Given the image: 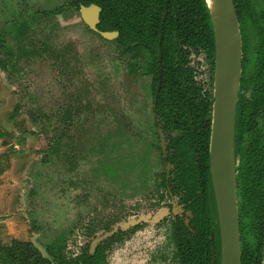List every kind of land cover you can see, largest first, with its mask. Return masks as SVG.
Returning a JSON list of instances; mask_svg holds the SVG:
<instances>
[{"label": "rangeland", "instance_id": "374dc122", "mask_svg": "<svg viewBox=\"0 0 264 264\" xmlns=\"http://www.w3.org/2000/svg\"><path fill=\"white\" fill-rule=\"evenodd\" d=\"M67 3L0 0V29L29 31V53L0 57V242L68 259L114 230L99 244L105 264H177L147 58L119 59ZM54 7L62 13L49 14ZM140 218L149 221L127 230Z\"/></svg>", "mask_w": 264, "mask_h": 264}, {"label": "trees", "instance_id": "16d2710c", "mask_svg": "<svg viewBox=\"0 0 264 264\" xmlns=\"http://www.w3.org/2000/svg\"><path fill=\"white\" fill-rule=\"evenodd\" d=\"M237 20L248 12L245 0H233ZM95 5L101 9V32L116 31L115 43L121 54H147L146 73L151 77L152 95L157 114L169 134V149L176 181L187 192L193 213L192 233L182 225L173 232L175 257L180 264H220L218 226L211 187L208 161V137L212 112V96L203 93L194 73L202 53L209 65L210 83L214 68V38L205 0H68L67 6L76 12L80 7ZM65 15L70 13L64 11ZM61 9L49 12L60 15ZM254 23V18H251ZM25 24H13L8 31L0 29V57L17 59L27 54L23 45L28 37ZM263 36V35H262ZM8 38V40H7ZM15 46V52L9 42ZM12 44V45H13ZM194 53V55H192ZM196 53V54H195ZM158 55L160 56L158 60ZM194 58V60L190 58ZM62 59V53L54 56ZM191 61L194 65L191 66ZM160 62V67H158ZM201 68H204L203 66ZM0 69L5 62L0 59ZM241 85V80H240ZM235 118V155L237 157V196L241 223V264H262L264 250V130L257 129L255 111L246 107L240 95ZM0 157V175L3 160ZM161 186L163 182L161 181ZM213 239H210V236ZM215 245L214 260L211 245ZM0 264H105L101 246L93 253L84 249L77 256L65 258L52 254L45 258L30 242H0Z\"/></svg>", "mask_w": 264, "mask_h": 264}, {"label": "water", "instance_id": "95a60500", "mask_svg": "<svg viewBox=\"0 0 264 264\" xmlns=\"http://www.w3.org/2000/svg\"><path fill=\"white\" fill-rule=\"evenodd\" d=\"M213 12L209 6L214 38V84L211 130L209 139V169L220 233V264H241L240 236L236 201V161L234 156L235 118L241 80L242 43L233 0H217ZM101 10L90 5L79 9L84 25L104 40H112L117 33L97 30ZM161 218V214L154 217ZM148 218L129 221L125 227ZM123 228V227H120ZM114 230L95 238L96 245L114 234ZM264 264V250L263 260Z\"/></svg>", "mask_w": 264, "mask_h": 264}, {"label": "flooded vegetation", "instance_id": "af4514ba", "mask_svg": "<svg viewBox=\"0 0 264 264\" xmlns=\"http://www.w3.org/2000/svg\"><path fill=\"white\" fill-rule=\"evenodd\" d=\"M245 2H247L249 5L247 16H245V18H243L241 21H238L240 36H241V43H242L240 95L242 96L246 107L252 108V110L255 111L253 115L254 116L253 119L255 121L256 128L264 130V0H261V3L263 5V10H260V11H257L255 9L253 5L254 4L253 0H245ZM77 12L79 14V10ZM100 16H101V13H100ZM251 18H254V23L251 20ZM99 24H100V17H99ZM99 24L97 25L98 31H99L98 29ZM87 31L94 36L100 37L98 34L91 32L88 28H87ZM114 32L117 33V37L112 40H109V41L105 40V41L111 44L117 45L115 41L119 37V34L116 31H110V33H114ZM102 33H106V32H102ZM117 47L119 48L118 45ZM121 51L123 50L120 49L119 51V55H120L119 59H122V57L125 55V54H121ZM143 54L146 56V58L148 57L145 51L140 52V55L138 57L134 55L132 56L134 58H139L143 56ZM128 55H131V54H128ZM192 55H194V53ZM196 56L197 57H194V58L197 62L200 63V66L199 67L196 66V70L194 71V73L197 74V77L195 80L197 83H199V85L203 87L202 89L203 93L211 94L212 101H213L214 68H213V73H212L213 75L212 82L210 83L209 65L208 64L205 65V61L203 58L204 55L202 53H199V54H196ZM159 58L160 56L158 55V60ZM194 58L192 57L190 59L194 60ZM147 64H148V61L145 65L146 66L145 76L150 78V84L152 87L151 77L147 75L146 73ZM193 65H194V61H191V66ZM202 66L204 68H201ZM158 67H160V62H158ZM151 87H150V92H151L150 94L152 97L151 106H152V113L154 117L153 124L155 126L154 129L156 133V138L158 140L157 142L159 143L160 148L158 147V143L156 147L158 151L160 150L159 152H160L161 163H162V171L159 173L158 176L161 178V181L164 184L162 187L168 190V193L170 194V196H173L174 203L172 204L173 205L175 204L174 207L170 210L171 211L170 215L173 218L172 232H174L176 229H180L183 226L189 233H192L191 221L193 220L194 216H193L192 211L189 209L191 201L184 187L180 185V181H176L177 175L174 173L173 166L169 162V158L171 156V150L169 149V141H170V138H174L176 136V132L169 134L166 130H164L163 122L161 121V119L159 118L157 114ZM212 106H213V102H212ZM211 116H212V112H211ZM210 130H211V122H210ZM210 130H209V137H208V161H209ZM159 136H161L160 140L158 139ZM234 156H235L236 168H237L238 163H237V157L235 155V144H234ZM236 168H235V174L237 178ZM165 169H168V171H165ZM209 174H210V169H209ZM211 187H212V182H211ZM212 191H213V188H212ZM213 198H214V193H213ZM236 201H237L240 251H241V223H240V217H239V206H238L239 198L237 196V185H236ZM214 203H215V200H214ZM169 208H171V204L169 205ZM215 210H216V206H215ZM163 216H164L163 213H161V217ZM216 219H217V226H218L217 212H216ZM142 223H147V222H138V223L132 224L130 226H127L128 227L127 230L130 228H132V230H136L139 228V226ZM118 224L119 223H116L114 227H116ZM210 239H213L212 235L210 236ZM217 240H218L217 244L219 247L218 254H219V258H221L219 227H218V239ZM99 244L97 246H99ZM173 247H174V253H173L174 258L176 259L177 264H180L177 258L175 257L177 248H176L174 240H173ZM211 251H212V256H213L212 259L214 260L215 258L214 253L216 251L214 244L211 245ZM89 252H90V247H89ZM93 252H90V253H93Z\"/></svg>", "mask_w": 264, "mask_h": 264}, {"label": "bare ground", "instance_id": "6f19581e", "mask_svg": "<svg viewBox=\"0 0 264 264\" xmlns=\"http://www.w3.org/2000/svg\"><path fill=\"white\" fill-rule=\"evenodd\" d=\"M206 1H207V5L209 6L210 10L213 12V17H214L215 7L217 6L218 1L217 0H206Z\"/></svg>", "mask_w": 264, "mask_h": 264}]
</instances>
